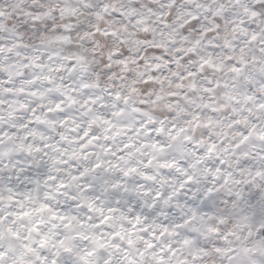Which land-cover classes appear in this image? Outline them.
Segmentation results:
<instances>
[{
  "label": "snow or ice",
  "instance_id": "1",
  "mask_svg": "<svg viewBox=\"0 0 264 264\" xmlns=\"http://www.w3.org/2000/svg\"><path fill=\"white\" fill-rule=\"evenodd\" d=\"M0 264H264V0H0Z\"/></svg>",
  "mask_w": 264,
  "mask_h": 264
},
{
  "label": "clouds",
  "instance_id": "2",
  "mask_svg": "<svg viewBox=\"0 0 264 264\" xmlns=\"http://www.w3.org/2000/svg\"><path fill=\"white\" fill-rule=\"evenodd\" d=\"M146 2H147V0H146ZM159 2H160V0H156V6L157 7H159Z\"/></svg>",
  "mask_w": 264,
  "mask_h": 264
}]
</instances>
